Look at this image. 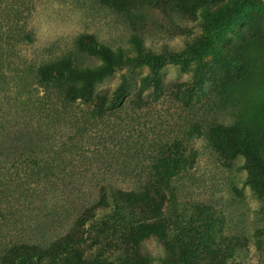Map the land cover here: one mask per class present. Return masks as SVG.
Segmentation results:
<instances>
[{
    "label": "rangeland",
    "instance_id": "obj_1",
    "mask_svg": "<svg viewBox=\"0 0 264 264\" xmlns=\"http://www.w3.org/2000/svg\"><path fill=\"white\" fill-rule=\"evenodd\" d=\"M227 1L165 0V14L146 9L148 27L140 28L97 0H32L33 9L23 23L33 42H23L14 53L16 58L9 57L14 62L7 70V78L0 83V101H40L43 93L33 78L35 67L74 50L83 35H93L99 42L117 48L130 46L134 34H146L153 51L176 53L181 60L160 67L145 66L134 72V84L117 114H110L97 124L86 140L77 139V146L65 153L67 158L60 163L56 177L41 181V186L49 187L47 197H37L26 208V215L35 220V225L10 226L8 221V225L0 221V240L6 239L4 244L15 239H51L65 233L83 206L92 203L97 183L108 179L131 188L140 182L137 175L149 170L163 156L169 164L163 170L170 169L180 196L205 203L209 207L207 213H215V223L201 230L206 235L205 243L195 251L192 260L196 264H264V173L251 172L241 153L225 158L215 151L207 136L211 124H231L237 120L245 102L249 105V120L264 116V67L249 75L230 53V46L242 42L249 33L257 31L264 35V0L247 8L211 49L191 55L186 45V35L194 39L205 34L199 22L202 10ZM177 4L199 8L197 20L176 15L173 8ZM124 73L128 75L127 70L120 71L97 85L96 90H116ZM9 76L19 83L16 89L20 91H15L14 96L5 87ZM143 77L156 79L163 89L159 91L158 85H150L152 102L141 109L130 100ZM179 83L186 84L182 91L175 87ZM231 89L243 101L234 100ZM20 92L24 98L18 97ZM59 161L55 157L54 164ZM131 169L135 172L131 173ZM199 216L195 224L203 223L207 214ZM41 219L52 220L53 225L42 226ZM189 240L191 236L186 242ZM217 242L231 243L235 247L233 255L226 259L218 256L214 252ZM147 246L155 257L164 255L157 240H150Z\"/></svg>",
    "mask_w": 264,
    "mask_h": 264
},
{
    "label": "trees",
    "instance_id": "obj_2",
    "mask_svg": "<svg viewBox=\"0 0 264 264\" xmlns=\"http://www.w3.org/2000/svg\"><path fill=\"white\" fill-rule=\"evenodd\" d=\"M97 1L140 28L148 27L146 9L165 14V0ZM256 4L257 0H229L213 9L202 10L203 18L199 22L205 34L194 39L186 35L190 54L211 49L216 39L247 8ZM32 9V0H8L7 3L0 0V83L8 76L17 47L25 41L33 42L32 34L23 23ZM173 9L176 15L188 20H197L200 10L178 4ZM160 26L164 25L160 23ZM147 37L134 34L130 46L112 48L93 35H83L74 50L35 67L33 78L43 93L40 101H0V221L6 222L5 225L8 222L10 226L35 225V220L26 215V208L37 197L40 200L47 197L49 187L41 186V181L56 177L60 163L67 158L65 153L77 146V139L86 140L97 124L110 114H117L134 84L135 71L181 60L176 53L153 51ZM230 53L245 66L247 74L253 75L264 67V35L257 31L249 33L242 42L230 46ZM87 58L99 61L92 63ZM123 70L128 75L123 74L116 90H96L97 85ZM141 81L130 102L142 109L152 102L149 86L158 85L159 91L163 88L156 79L143 77ZM18 84L9 76L5 87L14 96L15 91H20L16 89ZM175 87L182 91L186 84ZM234 91L229 92L234 100L243 101ZM18 97L24 98L22 92ZM83 106L87 109H82ZM239 111L242 114L233 123L217 122L209 126L207 136L211 146L228 159L235 153L245 155L251 172L264 173V116L249 120L246 102ZM57 156L60 161L54 164ZM167 165L165 157L160 156L153 167L137 175L140 182L131 188L108 179L97 183L98 191L92 203H86L66 232L54 238L34 242L15 239L4 244L6 239L1 237L4 247L0 249V264H196L192 256L206 237L201 230L215 223V213L213 210L207 213L209 207L205 203L184 200L170 169L163 170ZM7 214L11 215L7 217ZM199 214L207 216L203 223L195 224ZM41 225L51 227L53 221L41 219ZM39 226L40 223L36 225ZM190 236L187 243L186 238ZM152 239L164 248L163 256L155 257L148 248ZM217 243L212 249L218 256L226 259L233 255L235 247L231 243Z\"/></svg>",
    "mask_w": 264,
    "mask_h": 264
}]
</instances>
